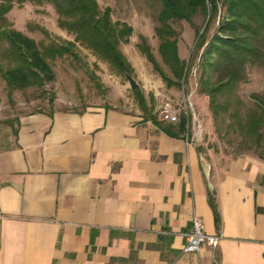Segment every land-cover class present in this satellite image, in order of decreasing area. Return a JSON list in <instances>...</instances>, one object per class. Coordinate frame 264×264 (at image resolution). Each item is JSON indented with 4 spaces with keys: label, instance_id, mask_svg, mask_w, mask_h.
I'll return each instance as SVG.
<instances>
[{
    "label": "crops",
    "instance_id": "1",
    "mask_svg": "<svg viewBox=\"0 0 264 264\" xmlns=\"http://www.w3.org/2000/svg\"><path fill=\"white\" fill-rule=\"evenodd\" d=\"M157 108L52 105L0 126V264H264L256 164L210 166ZM192 213L215 245L181 250Z\"/></svg>",
    "mask_w": 264,
    "mask_h": 264
},
{
    "label": "rangeland",
    "instance_id": "2",
    "mask_svg": "<svg viewBox=\"0 0 264 264\" xmlns=\"http://www.w3.org/2000/svg\"><path fill=\"white\" fill-rule=\"evenodd\" d=\"M96 1L100 8H110L111 19L124 20L132 27L128 40L120 42L119 48L132 65L128 74L137 82L150 113L163 100L173 103L189 100L201 128L200 137L194 143L200 152H205L203 155L209 165L224 166L231 159H245L248 163L256 164L257 181L264 186V119L255 138L253 133L238 128L230 114L234 107H237L241 115L255 107L249 92L264 93V63H246L245 79L236 83L230 104L224 109L218 108L214 119L208 106L209 96L200 89L201 80L205 76L213 79L215 75L210 69L203 70L200 60L204 43L225 14L223 6L218 3L217 10L211 13L194 12L191 15L192 23L185 19L170 22L175 30L177 53L183 61L182 73L175 78L157 51L158 37L153 27L157 24L159 0ZM5 16L11 26L37 41L45 42L49 38L63 41L72 38L71 33L57 25L56 12L47 2L37 4L23 1L13 4ZM41 27L46 29L48 35L40 31ZM194 29L197 30L196 34ZM138 33L144 36L160 68L176 83L166 85L138 51L135 46V42L139 40ZM71 49L72 55L65 53L48 58L54 77L39 86L29 85L9 90L0 76V126L11 121L19 112L46 109L52 105L81 109L101 102H113L130 110L140 108L124 73H116L104 60L79 44H75ZM0 61L1 66H4L3 58H0ZM157 89L160 92L153 94ZM188 127L190 131V123L187 130Z\"/></svg>",
    "mask_w": 264,
    "mask_h": 264
},
{
    "label": "trees",
    "instance_id": "3",
    "mask_svg": "<svg viewBox=\"0 0 264 264\" xmlns=\"http://www.w3.org/2000/svg\"><path fill=\"white\" fill-rule=\"evenodd\" d=\"M23 1L33 3L47 2L56 12V23L72 34L71 39L56 41H37L9 24L5 13L13 4ZM160 8L156 12L157 24L153 30L158 37L157 51L172 75H181L183 61L176 48L175 30L170 24L173 20L185 19L192 23L191 15L196 11L209 13L217 10L218 3L224 8V15L218 21L215 31L209 36L202 48L200 64L203 70L215 72L213 79L205 76L201 80V90L209 96L208 106L213 119L219 109L226 108L231 102L233 88L238 81L245 79L246 63H264V0H159ZM132 27L124 20L111 19L110 8H100L96 0H0V76L11 89L26 86H39L53 79L54 72L48 58L62 54H73L72 46L79 44L87 48L96 57L104 60L116 73H130L132 65L119 48L120 42L128 40ZM44 35L48 32L40 28ZM197 30L194 29L196 34ZM135 42L138 51L151 64L166 85L176 83L164 73L158 65L144 36L137 34ZM137 104L146 114L147 109L140 89L132 88ZM255 107L244 114L232 108L236 126L247 133L258 136V127L264 119V93L249 92ZM220 97V99L218 98ZM237 101V99H234ZM219 108V109H218ZM183 114L175 123L178 134L184 128ZM207 191V201L211 208L215 225L219 215L213 196Z\"/></svg>",
    "mask_w": 264,
    "mask_h": 264
},
{
    "label": "built area",
    "instance_id": "4",
    "mask_svg": "<svg viewBox=\"0 0 264 264\" xmlns=\"http://www.w3.org/2000/svg\"><path fill=\"white\" fill-rule=\"evenodd\" d=\"M158 116L169 122H177L179 114L185 117L183 134L188 141H195L200 137V123L195 114L192 103L189 100L183 103H173L170 100H163L158 104ZM190 123L187 130V125ZM189 131V132H188ZM218 235L207 232L203 229L202 220L199 215L192 213L190 217V228L184 233V242L181 245L183 251H197L202 244L215 245Z\"/></svg>",
    "mask_w": 264,
    "mask_h": 264
},
{
    "label": "water",
    "instance_id": "5",
    "mask_svg": "<svg viewBox=\"0 0 264 264\" xmlns=\"http://www.w3.org/2000/svg\"><path fill=\"white\" fill-rule=\"evenodd\" d=\"M125 77H126L128 83H129V86L131 88L137 86V82L134 80V78L130 74L125 73Z\"/></svg>",
    "mask_w": 264,
    "mask_h": 264
}]
</instances>
